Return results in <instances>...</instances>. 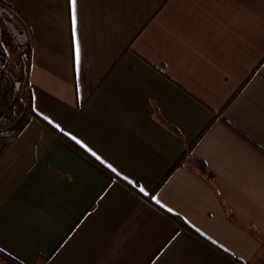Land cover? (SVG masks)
Listing matches in <instances>:
<instances>
[{
	"label": "crops",
	"instance_id": "crops-1",
	"mask_svg": "<svg viewBox=\"0 0 264 264\" xmlns=\"http://www.w3.org/2000/svg\"><path fill=\"white\" fill-rule=\"evenodd\" d=\"M0 3L29 49L2 254L264 264V0H76L75 25L72 0Z\"/></svg>",
	"mask_w": 264,
	"mask_h": 264
},
{
	"label": "rangeland",
	"instance_id": "rangeland-1",
	"mask_svg": "<svg viewBox=\"0 0 264 264\" xmlns=\"http://www.w3.org/2000/svg\"><path fill=\"white\" fill-rule=\"evenodd\" d=\"M6 29L1 23H0V41L2 40L3 43L1 46L2 51L4 55H6L10 61V66L7 67L6 72L2 75L1 81H0V88L1 86L11 80H17L20 78V71L25 70L27 72V77H28V70L27 66H23L20 68L19 64V57H18V52H17V46L15 45L14 40L9 37V35H6L7 33L5 32ZM8 41V42H7ZM10 43V45L8 44ZM28 48L25 49H20V51H28ZM27 77H23L24 84H22V90L20 93L15 92L13 84L12 87L13 89L11 90V98L9 103L3 107V110H6L8 107H12L11 112L14 114L12 118H8L10 116V110H8V115L4 116L3 114L0 115V135L3 134H13L18 128H21L23 124L25 123L26 118L24 117V112L22 114L19 113L18 107L19 105L23 106L26 108V106L29 104V98H28V87L26 84ZM11 78V79H10ZM24 85V87H23ZM11 89V88H10ZM3 91V89L1 90ZM5 95H1L3 98ZM16 103V105H15ZM26 112V110H25Z\"/></svg>",
	"mask_w": 264,
	"mask_h": 264
},
{
	"label": "built area",
	"instance_id": "built-area-1",
	"mask_svg": "<svg viewBox=\"0 0 264 264\" xmlns=\"http://www.w3.org/2000/svg\"><path fill=\"white\" fill-rule=\"evenodd\" d=\"M19 18L18 13L11 7L3 5L0 3V23L6 28V30L11 34L16 45L25 49L28 46V36L24 30H20L16 19ZM10 66V61L8 57L0 53V81L2 75L6 72L7 67ZM20 78L14 80L13 87L15 92L20 93L22 90V84H24L23 77H27V72L25 70L20 71ZM24 87V85H23Z\"/></svg>",
	"mask_w": 264,
	"mask_h": 264
},
{
	"label": "trees",
	"instance_id": "trees-1",
	"mask_svg": "<svg viewBox=\"0 0 264 264\" xmlns=\"http://www.w3.org/2000/svg\"><path fill=\"white\" fill-rule=\"evenodd\" d=\"M8 42V41H7ZM3 41H0V45H2ZM10 45V43H8ZM18 52V57H19V62H20V68L21 67H25L28 64V51H20V49H16ZM0 53L2 54V48L0 46ZM23 65V66H22ZM11 79V78H10ZM15 80V79H14ZM14 80H10L9 83L5 82L1 88H0V115L3 114L4 116L8 115V110H10V116L8 118H12V116L14 115L11 112L12 107H9L6 110H3V107H5L11 98V89L10 87L12 86L11 84H13ZM3 89V91H1ZM1 95H5V97L3 96V98L1 97ZM16 105V103H15ZM25 110L27 111V108L19 105L18 107V111L20 114H22L24 112V114L26 113ZM22 127V126H21ZM20 129V128H18ZM202 135V134H201ZM200 135V136H201ZM200 137H197V139L187 148V151L182 155L181 159H179L170 169L169 173H172L174 170H176V168H178L180 166L181 163H183L184 159H186V157L188 156V154H190V152L192 151V149L194 148L195 144L198 142ZM205 168L201 169L204 171ZM0 260L5 263V264H18L17 262H15L14 260L10 259L9 257L5 256L4 254H2L0 252Z\"/></svg>",
	"mask_w": 264,
	"mask_h": 264
},
{
	"label": "snow or ice",
	"instance_id": "snow-or-ice-1",
	"mask_svg": "<svg viewBox=\"0 0 264 264\" xmlns=\"http://www.w3.org/2000/svg\"><path fill=\"white\" fill-rule=\"evenodd\" d=\"M75 3H76V0H72V4H73V25H75ZM77 55H78V50H77Z\"/></svg>",
	"mask_w": 264,
	"mask_h": 264
}]
</instances>
